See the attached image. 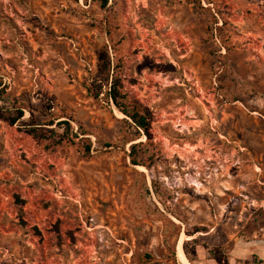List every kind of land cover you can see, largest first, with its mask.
<instances>
[{
  "label": "rangeland",
  "instance_id": "obj_1",
  "mask_svg": "<svg viewBox=\"0 0 264 264\" xmlns=\"http://www.w3.org/2000/svg\"><path fill=\"white\" fill-rule=\"evenodd\" d=\"M103 1L0 0V264H264V0Z\"/></svg>",
  "mask_w": 264,
  "mask_h": 264
},
{
  "label": "trees",
  "instance_id": "obj_2",
  "mask_svg": "<svg viewBox=\"0 0 264 264\" xmlns=\"http://www.w3.org/2000/svg\"><path fill=\"white\" fill-rule=\"evenodd\" d=\"M106 0L103 1L105 3ZM108 87L106 92L107 97L120 109V111L132 121L135 128L139 131H142L145 135H148V130L150 128L151 123V113L146 106L141 105L136 100H128L124 102H119L120 98L124 99L125 96L120 94L117 86L119 84V80L114 79ZM5 86L3 84L2 78L0 77V99L4 94ZM127 107H130L129 109ZM14 115H7L5 113L0 112V119L6 121L9 125H14L21 117L22 110L15 109Z\"/></svg>",
  "mask_w": 264,
  "mask_h": 264
},
{
  "label": "bare ground",
  "instance_id": "obj_3",
  "mask_svg": "<svg viewBox=\"0 0 264 264\" xmlns=\"http://www.w3.org/2000/svg\"><path fill=\"white\" fill-rule=\"evenodd\" d=\"M181 259H182V263L183 264H188V262L185 260V258L183 256L182 252H181Z\"/></svg>",
  "mask_w": 264,
  "mask_h": 264
}]
</instances>
